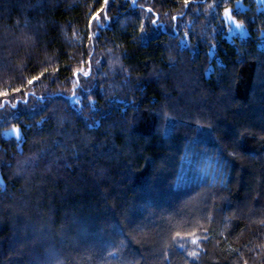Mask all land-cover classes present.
<instances>
[{"label": "trees", "instance_id": "trees-1", "mask_svg": "<svg viewBox=\"0 0 264 264\" xmlns=\"http://www.w3.org/2000/svg\"><path fill=\"white\" fill-rule=\"evenodd\" d=\"M0 264H264V7L0 0Z\"/></svg>", "mask_w": 264, "mask_h": 264}, {"label": "rangeland", "instance_id": "rangeland-1", "mask_svg": "<svg viewBox=\"0 0 264 264\" xmlns=\"http://www.w3.org/2000/svg\"><path fill=\"white\" fill-rule=\"evenodd\" d=\"M261 7H264V0H256ZM236 5L239 7H242L241 1H237ZM227 13V14H226ZM223 19L227 24V32L225 34V37L227 39H231L232 36H239V37H246L248 35V31L246 27L239 21H237L234 16L231 14L230 8H226L223 13ZM239 25V27H237ZM182 43H184V40H181ZM19 130L16 128L10 129L9 131H6V135L8 134H14L18 135Z\"/></svg>", "mask_w": 264, "mask_h": 264}, {"label": "snow or ice", "instance_id": "snow-or-ice-1", "mask_svg": "<svg viewBox=\"0 0 264 264\" xmlns=\"http://www.w3.org/2000/svg\"><path fill=\"white\" fill-rule=\"evenodd\" d=\"M149 11H151V10H149ZM237 27H239V25H237ZM84 75H87V73H84ZM29 83H31V81H29ZM193 255H195V253H193Z\"/></svg>", "mask_w": 264, "mask_h": 264}]
</instances>
